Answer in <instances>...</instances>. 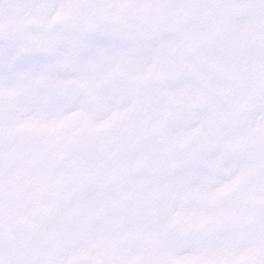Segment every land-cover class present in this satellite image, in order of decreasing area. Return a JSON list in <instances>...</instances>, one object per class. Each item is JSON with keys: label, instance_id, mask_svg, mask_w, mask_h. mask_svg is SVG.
Instances as JSON below:
<instances>
[{"label": "snow or ice", "instance_id": "1", "mask_svg": "<svg viewBox=\"0 0 264 264\" xmlns=\"http://www.w3.org/2000/svg\"><path fill=\"white\" fill-rule=\"evenodd\" d=\"M0 264H264V0H0Z\"/></svg>", "mask_w": 264, "mask_h": 264}]
</instances>
